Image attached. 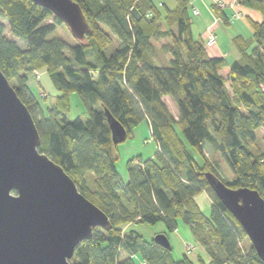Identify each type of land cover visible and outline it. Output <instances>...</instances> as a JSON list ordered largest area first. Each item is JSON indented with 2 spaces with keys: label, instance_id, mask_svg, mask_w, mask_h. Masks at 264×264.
I'll return each mask as SVG.
<instances>
[{
  "label": "trees",
  "instance_id": "1",
  "mask_svg": "<svg viewBox=\"0 0 264 264\" xmlns=\"http://www.w3.org/2000/svg\"><path fill=\"white\" fill-rule=\"evenodd\" d=\"M73 1L91 32L71 45L52 37L62 23L47 9L29 0H0V17L26 44L21 49L8 40L0 23V70L32 116L38 151L59 165L112 225L78 244L69 263L194 264L184 255L175 260L172 247L120 229L127 223H162L172 234L181 222L208 251L209 264H264L252 246L240 247L247 236L205 178L211 173L227 187L255 190L264 200V150L251 147L257 132H264V22L248 19L252 36L234 39L240 57L229 63L209 57L204 39L193 37L186 0H176L172 9L152 0ZM238 2L264 13V0ZM113 38L118 43L107 54ZM155 48L164 53V66L151 59ZM41 68L61 93L46 109L28 85V76ZM71 93L84 107V120L67 119ZM165 97L174 102L177 120ZM105 112L124 128L126 139L147 122L157 144L153 157L127 162L126 180L115 166ZM86 174L94 176L93 199L80 181ZM202 193L211 200L208 214L195 200Z\"/></svg>",
  "mask_w": 264,
  "mask_h": 264
},
{
  "label": "water",
  "instance_id": "2",
  "mask_svg": "<svg viewBox=\"0 0 264 264\" xmlns=\"http://www.w3.org/2000/svg\"><path fill=\"white\" fill-rule=\"evenodd\" d=\"M29 1L50 11L75 41L91 32L73 0ZM105 114L113 144L124 142V128ZM40 143L31 114L0 70V264H70L77 245L95 229L112 227L64 170L38 151ZM205 178L264 263V200L255 190L227 187L211 173ZM153 241L171 249L163 234Z\"/></svg>",
  "mask_w": 264,
  "mask_h": 264
},
{
  "label": "rangeland",
  "instance_id": "3",
  "mask_svg": "<svg viewBox=\"0 0 264 264\" xmlns=\"http://www.w3.org/2000/svg\"><path fill=\"white\" fill-rule=\"evenodd\" d=\"M220 4L223 3H218L217 5L221 7ZM166 6L170 8L172 4L169 2L166 3ZM253 11H255L259 15L260 21L264 22V13L256 10ZM46 22L51 23L52 20H47ZM0 23H2L5 27V32H4L5 37L8 40L15 42L18 45V47H20L21 49H25L26 44L23 41H21L19 38L14 37L10 33L8 22L0 17ZM208 29H211V27L207 28L206 35L208 33ZM246 36L250 37V34L247 33ZM52 37L64 41L71 45L74 44V39L71 37L67 27L64 26L63 24L56 27V30ZM112 41L113 42L109 46L107 54H110L115 49L116 44L118 43V41L115 38H113ZM151 59L156 65L164 66L166 64V57L162 52V50L159 48L157 49L155 48L154 51H152ZM90 60L93 63H96V58L93 51H91ZM228 60H231V58ZM28 78H29L28 85L32 90V92L37 97L41 107L43 109H46L50 106H54L56 104L57 98L61 95V93L55 88L51 78L46 72V69L41 68L35 70L28 76ZM13 84L14 83L11 82V85ZM227 88L229 92L232 93L229 83L227 84ZM68 98H69L68 101L70 107L69 112L67 113L68 121H73L77 117H80L82 120H84L85 110L78 96L74 93H71ZM164 101L166 103L169 112L172 114L175 120H177L178 110L172 99L169 97H165ZM263 135L264 132L262 130H259L256 134L255 141L251 144L253 151L256 153H259L264 150V141L262 139ZM156 150H157V144L154 142V140H152L149 125L147 124V122L143 121L138 125V127H136L132 131V133L124 142L117 144L114 147V153L117 158L115 162L117 171L119 172L121 177L124 180H126L127 162L131 158L133 157L137 158L138 156H141L143 159L153 157ZM204 158L208 162L212 160V154L208 150V148L205 149ZM199 163L201 166H203L205 162L199 158ZM80 181L84 183L83 185H85V190L87 194L90 196V198L92 199L95 198L94 176L92 174H86L80 178ZM195 200L201 211L204 214H208L211 205V200L209 196L206 193H202L197 195ZM120 229L122 230L121 231L122 233H126L128 230H132L135 233L139 234L145 241L153 240L155 236L158 234H163V235L166 234L165 236L167 237L170 246L172 247V257L175 260H179L184 255L194 264H209L210 260L207 253L208 251L206 252L204 246L198 245L195 242L189 228L184 224H182L181 222H179L178 229L172 234L166 232L165 227L162 223H158L156 225H148L144 223H127L121 225ZM209 243H211L209 244V248L211 249L214 248L215 250H217L216 244H214L213 242H209ZM250 246L251 243L248 241V239H245L243 243L240 245L241 248H245L246 250H248Z\"/></svg>",
  "mask_w": 264,
  "mask_h": 264
},
{
  "label": "crops",
  "instance_id": "4",
  "mask_svg": "<svg viewBox=\"0 0 264 264\" xmlns=\"http://www.w3.org/2000/svg\"><path fill=\"white\" fill-rule=\"evenodd\" d=\"M157 5L171 3L170 9L175 7L176 0H152ZM189 4L191 31L194 38L205 39L208 27H211L216 43L207 48L209 57L224 58L231 63L239 59L240 55L235 48L234 39L241 37L250 39L252 30L248 19L260 21L259 15L250 9L240 6L238 0H186ZM223 3L221 8L217 4ZM169 8V7H168ZM191 9V12H190ZM241 13V15L239 16ZM238 15L239 18L234 16ZM193 18V19H192ZM247 33L250 37H247ZM231 60H228L230 59Z\"/></svg>",
  "mask_w": 264,
  "mask_h": 264
},
{
  "label": "built area",
  "instance_id": "5",
  "mask_svg": "<svg viewBox=\"0 0 264 264\" xmlns=\"http://www.w3.org/2000/svg\"><path fill=\"white\" fill-rule=\"evenodd\" d=\"M220 6L223 7L224 5L220 4ZM234 17L235 18L236 17L239 18V16L236 15V14H235ZM215 43H216V40H215V35H214V32H213L212 28L208 29V33H207L206 38H205V46L207 48H210V47L214 46ZM141 264H145V263L142 262Z\"/></svg>",
  "mask_w": 264,
  "mask_h": 264
}]
</instances>
